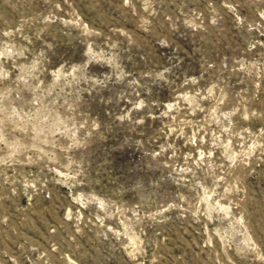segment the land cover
<instances>
[{
    "label": "rangeland",
    "instance_id": "1",
    "mask_svg": "<svg viewBox=\"0 0 264 264\" xmlns=\"http://www.w3.org/2000/svg\"><path fill=\"white\" fill-rule=\"evenodd\" d=\"M0 264H264V0H0Z\"/></svg>",
    "mask_w": 264,
    "mask_h": 264
}]
</instances>
